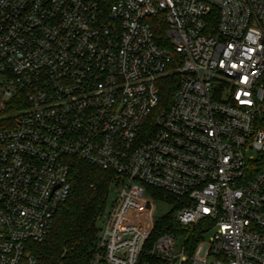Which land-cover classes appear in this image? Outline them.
<instances>
[{"label": "built area", "instance_id": "1", "mask_svg": "<svg viewBox=\"0 0 264 264\" xmlns=\"http://www.w3.org/2000/svg\"><path fill=\"white\" fill-rule=\"evenodd\" d=\"M71 158L115 174L89 264H264V0H0V264H37Z\"/></svg>", "mask_w": 264, "mask_h": 264}, {"label": "trees", "instance_id": "2", "mask_svg": "<svg viewBox=\"0 0 264 264\" xmlns=\"http://www.w3.org/2000/svg\"><path fill=\"white\" fill-rule=\"evenodd\" d=\"M165 26L160 25L157 36L163 37ZM160 107L170 104L177 88L175 75L162 78L159 83ZM69 182L71 192L68 199L54 215L52 228L47 238L41 243L28 245L37 264H89L99 232V217L109 202L114 189L115 174L91 166L80 159H69ZM156 199L175 204L177 200L162 191L148 189ZM177 226L171 215L158 219L152 238L173 232ZM144 264H159L148 259Z\"/></svg>", "mask_w": 264, "mask_h": 264}, {"label": "rangeland", "instance_id": "3", "mask_svg": "<svg viewBox=\"0 0 264 264\" xmlns=\"http://www.w3.org/2000/svg\"><path fill=\"white\" fill-rule=\"evenodd\" d=\"M116 193L115 190H111L110 197H109V202L110 200L115 197ZM174 211V205L170 202L167 201H161L160 199H157L156 206H155V218L156 220L170 215ZM211 235V233H208L205 236V240ZM184 238L180 235L177 236L176 238V251H180L181 246L183 244Z\"/></svg>", "mask_w": 264, "mask_h": 264}]
</instances>
